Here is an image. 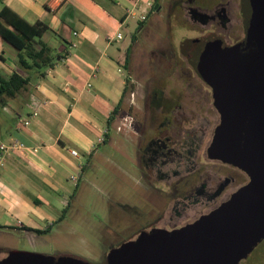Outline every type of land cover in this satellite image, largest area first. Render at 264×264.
Instances as JSON below:
<instances>
[{
    "label": "crops",
    "instance_id": "obj_1",
    "mask_svg": "<svg viewBox=\"0 0 264 264\" xmlns=\"http://www.w3.org/2000/svg\"><path fill=\"white\" fill-rule=\"evenodd\" d=\"M154 4L155 0H0V9L8 5L31 23H46L43 40L59 55L44 76L31 69L27 88L0 104V143L25 145L8 152L0 166V225L18 221L22 228L45 231L63 219L75 195L73 183L84 173L85 153L110 140L117 117L113 109L124 98L130 75L123 77L121 67L131 42L121 41V31L135 15L138 22L144 21L141 16L147 17ZM48 33L56 37L53 43ZM5 48L0 36L2 60ZM15 58L13 54V66L0 64V76L19 70ZM3 115L11 123L5 132Z\"/></svg>",
    "mask_w": 264,
    "mask_h": 264
},
{
    "label": "flooded vegetation",
    "instance_id": "obj_2",
    "mask_svg": "<svg viewBox=\"0 0 264 264\" xmlns=\"http://www.w3.org/2000/svg\"><path fill=\"white\" fill-rule=\"evenodd\" d=\"M166 16L169 27L175 17L176 26L194 33L181 38L178 50L169 42L148 65L146 81L133 85L129 135L136 140L144 194L113 214L112 248L194 223L250 181L242 167L211 155L221 113L212 85L194 65L199 42L231 46L244 38L241 0H175Z\"/></svg>",
    "mask_w": 264,
    "mask_h": 264
},
{
    "label": "water",
    "instance_id": "obj_3",
    "mask_svg": "<svg viewBox=\"0 0 264 264\" xmlns=\"http://www.w3.org/2000/svg\"><path fill=\"white\" fill-rule=\"evenodd\" d=\"M154 9H160L159 3ZM245 36L210 42L194 60L221 113L211 155L250 176L230 201L174 231H153L107 253L105 264H239L264 239V0H241ZM0 264H94L12 250Z\"/></svg>",
    "mask_w": 264,
    "mask_h": 264
},
{
    "label": "rangeland",
    "instance_id": "obj_4",
    "mask_svg": "<svg viewBox=\"0 0 264 264\" xmlns=\"http://www.w3.org/2000/svg\"><path fill=\"white\" fill-rule=\"evenodd\" d=\"M174 1L159 0L161 8L153 9L137 32L138 15L131 18L130 24L122 29L124 37L121 41L131 42L134 32L137 34L131 43L129 61L124 59L121 67L123 77L130 75L128 89L113 120L110 140L98 145L91 154L85 153L84 173L78 182L73 183L75 195L70 199L63 219L42 233L17 226L18 221L3 226L0 228V257L3 258L9 251L18 250L52 256L72 255L94 264L104 263L115 240L113 228L117 225L113 223V214L121 213L126 203L144 194L136 140L129 135L134 129L132 116L135 112L131 109L133 85L146 81L150 73L148 65L153 64L154 57H158L161 50L170 47L169 42L178 50L181 38L194 33L176 26L175 17L170 18L171 25L168 26L166 13ZM46 38L53 43L56 37L48 33ZM2 42L6 47V60L0 59V64L6 61L8 66H13V54L15 61H18L17 50L4 39ZM209 43L208 39L201 41L198 47L202 50ZM152 51L155 53L152 54ZM3 116L5 122L2 132H5L11 123L8 115ZM239 264H264V239Z\"/></svg>",
    "mask_w": 264,
    "mask_h": 264
},
{
    "label": "trees",
    "instance_id": "obj_5",
    "mask_svg": "<svg viewBox=\"0 0 264 264\" xmlns=\"http://www.w3.org/2000/svg\"><path fill=\"white\" fill-rule=\"evenodd\" d=\"M155 3H159V0H155ZM144 22H139L136 32L144 25ZM48 29L49 26L46 23L42 21L31 23L8 5L0 9V36L17 50L18 61L16 63L19 67V70L7 76H0V104L2 106L27 88L31 80L29 75L31 69H36L39 76H44L46 69L55 65L59 55L55 54L54 49L42 37ZM136 32L132 35L131 43L137 37ZM130 50L131 44L126 51V61H129ZM129 80L130 77L126 79L123 97L128 89ZM122 102L121 99L113 109V116L118 113ZM0 228L3 226L0 225ZM35 231L44 232L43 230Z\"/></svg>",
    "mask_w": 264,
    "mask_h": 264
},
{
    "label": "built area",
    "instance_id": "obj_6",
    "mask_svg": "<svg viewBox=\"0 0 264 264\" xmlns=\"http://www.w3.org/2000/svg\"><path fill=\"white\" fill-rule=\"evenodd\" d=\"M141 18L145 19L146 16L142 15ZM117 36L121 37L122 35H121V33H118ZM25 123L29 124L30 123V119H27ZM119 129H120V127H119ZM23 148H25V145L23 143L19 142V141H13V142H11L9 144H3V143L1 144L0 143V166L3 163V161L5 159V155L8 152L15 151V150H18V149H23ZM72 153L74 155H78L77 150L73 149ZM74 179H76V178L74 177Z\"/></svg>",
    "mask_w": 264,
    "mask_h": 264
}]
</instances>
